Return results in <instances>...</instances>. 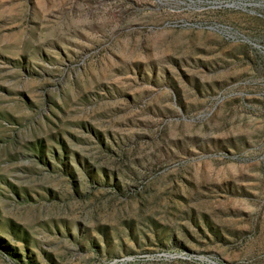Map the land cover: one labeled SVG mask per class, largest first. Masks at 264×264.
I'll return each instance as SVG.
<instances>
[{"label":"rangeland","instance_id":"rangeland-1","mask_svg":"<svg viewBox=\"0 0 264 264\" xmlns=\"http://www.w3.org/2000/svg\"><path fill=\"white\" fill-rule=\"evenodd\" d=\"M247 1L0 0V264H264Z\"/></svg>","mask_w":264,"mask_h":264},{"label":"built area","instance_id":"built-area-1","mask_svg":"<svg viewBox=\"0 0 264 264\" xmlns=\"http://www.w3.org/2000/svg\"><path fill=\"white\" fill-rule=\"evenodd\" d=\"M187 1L194 3L196 1L200 2V0H180L183 6H186V4H190L187 3ZM252 5L253 4L247 0H209L207 6L200 7L197 11L205 12V10H209V9L248 11ZM185 8H192V7L188 6L178 10L175 9V11L180 12L182 11V9ZM182 22H184V19H175L170 21L169 24L177 26L179 25L178 23H182ZM199 25L220 34L226 40L232 42L248 43L249 45L251 44L255 47H259L257 43H255L248 35L244 33V31H242L240 28L236 26L222 24L216 21H207V20L201 21ZM215 264H221V263H215Z\"/></svg>","mask_w":264,"mask_h":264}]
</instances>
